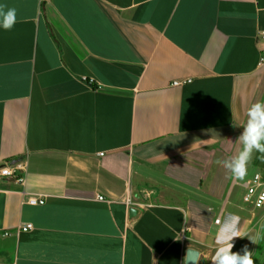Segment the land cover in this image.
Masks as SVG:
<instances>
[{"label":"crops","instance_id":"0c3cea01","mask_svg":"<svg viewBox=\"0 0 264 264\" xmlns=\"http://www.w3.org/2000/svg\"><path fill=\"white\" fill-rule=\"evenodd\" d=\"M0 4L17 13L0 24V165L26 163L24 183L0 177V264H186L190 247L211 264L228 214L232 251L264 264L244 235L264 153L240 180L215 163L264 101V0Z\"/></svg>","mask_w":264,"mask_h":264},{"label":"clouds","instance_id":"9594fccd","mask_svg":"<svg viewBox=\"0 0 264 264\" xmlns=\"http://www.w3.org/2000/svg\"><path fill=\"white\" fill-rule=\"evenodd\" d=\"M16 9L0 4V24L6 30L11 29L16 22ZM247 119L243 131L239 135L242 145L239 152L227 159H217L215 163L224 168L230 178L243 179L253 152L264 153V101L253 103L247 111ZM219 229L215 237L216 251L211 257V264H254L253 253L244 246L241 252H233L234 238L241 237L240 218L228 214L218 221ZM248 239L253 244L264 240V219L259 221Z\"/></svg>","mask_w":264,"mask_h":264},{"label":"built area","instance_id":"2783aa9c","mask_svg":"<svg viewBox=\"0 0 264 264\" xmlns=\"http://www.w3.org/2000/svg\"><path fill=\"white\" fill-rule=\"evenodd\" d=\"M264 38V30L261 32ZM260 64H264V57H261ZM91 81H93L91 79ZM191 79L175 80L174 85H181L183 83L190 82ZM101 155L103 152L100 153ZM26 171V163L23 161L6 162L0 165V177H6L14 179L16 182L24 183L26 176L24 174ZM23 173V174H22ZM247 192L244 195V200L248 203L254 204L256 207H262L264 205V178L259 172L255 173L252 179L248 180L246 183ZM99 199L104 200V196H98ZM26 201L30 204H42L45 199L39 197L38 195H29ZM129 203L134 204L137 207L144 208L147 203L142 201H129ZM220 219L218 218L217 221ZM34 227L33 223H24L19 226L20 230L28 231ZM6 234H8L6 232Z\"/></svg>","mask_w":264,"mask_h":264},{"label":"water","instance_id":"95a60500","mask_svg":"<svg viewBox=\"0 0 264 264\" xmlns=\"http://www.w3.org/2000/svg\"><path fill=\"white\" fill-rule=\"evenodd\" d=\"M130 213L135 214L136 209H131ZM186 253V264H197L200 252L197 249L190 247L187 249Z\"/></svg>","mask_w":264,"mask_h":264}]
</instances>
